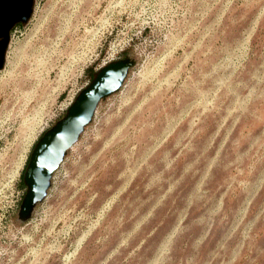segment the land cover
I'll return each instance as SVG.
<instances>
[{"label": "rangeland", "instance_id": "rangeland-1", "mask_svg": "<svg viewBox=\"0 0 264 264\" xmlns=\"http://www.w3.org/2000/svg\"><path fill=\"white\" fill-rule=\"evenodd\" d=\"M126 57L20 222L35 145ZM0 264H264V0H36L0 71Z\"/></svg>", "mask_w": 264, "mask_h": 264}, {"label": "water", "instance_id": "water-1", "mask_svg": "<svg viewBox=\"0 0 264 264\" xmlns=\"http://www.w3.org/2000/svg\"><path fill=\"white\" fill-rule=\"evenodd\" d=\"M34 10L35 0H0V71L6 65L12 30L20 23L28 24ZM136 65L135 59L126 57L103 66L66 114L39 139L23 175L27 191L19 210L20 222L29 221L37 206L45 201L54 174L93 123L99 105L120 92Z\"/></svg>", "mask_w": 264, "mask_h": 264}, {"label": "built area", "instance_id": "built-area-1", "mask_svg": "<svg viewBox=\"0 0 264 264\" xmlns=\"http://www.w3.org/2000/svg\"><path fill=\"white\" fill-rule=\"evenodd\" d=\"M75 99H76V95H74L73 97H71V99H70L68 105H66V107L63 108L62 111H63V112H64V111H67V110L69 109V107L74 103ZM42 132H44V130H43ZM27 161H28V157H27V159L25 160V163H24L25 165H26ZM23 169H24V168H23Z\"/></svg>", "mask_w": 264, "mask_h": 264}, {"label": "flooded vegetation", "instance_id": "flooded-vegetation-1", "mask_svg": "<svg viewBox=\"0 0 264 264\" xmlns=\"http://www.w3.org/2000/svg\"><path fill=\"white\" fill-rule=\"evenodd\" d=\"M35 3H36V0H35ZM33 14H34V13H33ZM20 25H23V24L20 23V24L16 25V27H17V26H20ZM16 27H15V28H16ZM15 28H14V29H15ZM14 29H13V30H14ZM13 30H12V32H13ZM12 32H11V37H12Z\"/></svg>", "mask_w": 264, "mask_h": 264}]
</instances>
